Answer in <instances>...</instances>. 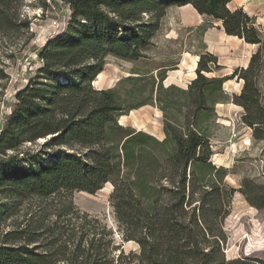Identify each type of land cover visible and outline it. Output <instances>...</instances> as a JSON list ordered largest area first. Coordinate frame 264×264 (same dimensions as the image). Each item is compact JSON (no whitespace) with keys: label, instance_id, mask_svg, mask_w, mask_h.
I'll use <instances>...</instances> for the list:
<instances>
[{"label":"trees","instance_id":"trees-1","mask_svg":"<svg viewBox=\"0 0 264 264\" xmlns=\"http://www.w3.org/2000/svg\"><path fill=\"white\" fill-rule=\"evenodd\" d=\"M66 1L73 11L70 31L60 26L45 44L43 66L17 94L23 108L6 115L0 129V156L10 158H0L6 168L0 170V193L47 201L35 216L39 219L5 234L0 264H264L228 260L224 253L232 199L240 192L262 210L264 185L245 180L243 188L233 189L226 181L228 170L212 162L207 122L215 105L225 102L222 89L229 80L208 76L219 68L218 58L198 54L196 78L187 89L165 87L166 75L155 81L152 105L164 115L163 140L120 126L119 118L137 106L124 108L115 89L93 86L108 57H146L167 10L191 5L222 23L228 36L259 46L248 67L235 70L230 79L243 81L233 101L244 109L243 122L254 136L264 140V28L243 9L231 11L232 0ZM20 2L0 0V36L23 24L28 28L19 17ZM48 137L42 150L68 149L38 163L42 151L35 157L17 155L24 144ZM110 183L122 240L135 242L137 253L125 256L121 250L115 256L113 232L98 217L78 210L69 196L74 191L94 194ZM51 215L56 220L43 227Z\"/></svg>","mask_w":264,"mask_h":264},{"label":"rangeland","instance_id":"rangeland-1","mask_svg":"<svg viewBox=\"0 0 264 264\" xmlns=\"http://www.w3.org/2000/svg\"><path fill=\"white\" fill-rule=\"evenodd\" d=\"M72 16V8L66 0H21L19 3L20 20L28 23V28L23 24L20 30L0 36V129L6 115L23 108L17 100V94L25 89L43 66L40 54L45 44L59 34V27L63 26L65 32L70 31ZM186 16L180 7H170L160 21V30L145 53L146 57L137 61L108 57L101 77L96 78L93 86L97 90L115 89L124 108L137 106V109L119 118L120 126L143 131L163 140L164 115L152 105L156 98L155 81L158 83L159 77L166 75L165 87L171 83L187 89L196 78L192 67L198 54H213L218 58L219 68L208 76L227 77L229 80L222 89L225 102L215 105L214 114L207 122L213 151L212 162L228 170L226 181L233 189L243 188L245 180L264 185V140L254 136V130L243 122L244 109L233 101L236 96H240L243 81L230 79L235 70L248 67L259 46L249 47L242 40L228 38L225 31L217 27L219 22L208 17H204L200 26L188 27ZM250 17L255 19L257 27L264 28V19ZM128 77L140 79L130 82L127 81ZM49 140L50 137L26 143L17 155L22 153L21 159L23 154L35 157L42 151L34 162L38 163L51 159L50 154L60 148L68 149L50 146L42 150ZM74 149L84 152L79 147ZM13 154L9 152V156ZM0 158L10 159L8 156ZM2 169L6 168L0 166ZM113 190L114 186L110 183L94 194L74 191L69 196L78 210L98 217L113 232L114 255L117 256L123 250L127 256L130 252H139V247L135 242L122 240L111 205ZM46 203V200L39 198L26 201L9 199L6 194L0 193V243L5 234L16 229L18 224H27L31 218L39 219L35 216L40 214L39 208H44ZM231 208V215L225 223L228 239L223 248L226 258H250L264 262V209L254 207L240 192L232 199ZM41 218L45 219L43 215ZM46 219L42 221L43 227L48 225V221L54 222L56 217L51 215ZM39 240L43 242L42 238Z\"/></svg>","mask_w":264,"mask_h":264},{"label":"crops","instance_id":"crops-1","mask_svg":"<svg viewBox=\"0 0 264 264\" xmlns=\"http://www.w3.org/2000/svg\"><path fill=\"white\" fill-rule=\"evenodd\" d=\"M186 14L185 23L188 27H198L204 22V17L201 16L191 5L180 7ZM231 11L243 9L249 16H255L258 20L264 19V0H232L229 4ZM217 27L223 29L222 23H218ZM225 33V32H224ZM226 34V33H225ZM228 38L235 39L237 37L228 36ZM238 39V38H237ZM240 40V39H239ZM249 47L256 48L257 46L246 44ZM209 48H212L210 44H207ZM169 85H173L169 83Z\"/></svg>","mask_w":264,"mask_h":264},{"label":"bare ground","instance_id":"bare-ground-1","mask_svg":"<svg viewBox=\"0 0 264 264\" xmlns=\"http://www.w3.org/2000/svg\"><path fill=\"white\" fill-rule=\"evenodd\" d=\"M200 57H196V60H195V64L194 66L192 67V71L195 73L196 75V70H197V67H198V61H199ZM99 77H101V74L99 75Z\"/></svg>","mask_w":264,"mask_h":264},{"label":"water","instance_id":"water-1","mask_svg":"<svg viewBox=\"0 0 264 264\" xmlns=\"http://www.w3.org/2000/svg\"><path fill=\"white\" fill-rule=\"evenodd\" d=\"M122 126V125H121Z\"/></svg>","mask_w":264,"mask_h":264}]
</instances>
